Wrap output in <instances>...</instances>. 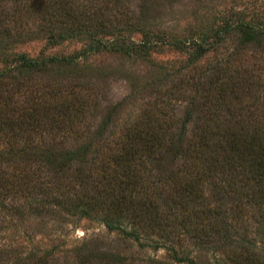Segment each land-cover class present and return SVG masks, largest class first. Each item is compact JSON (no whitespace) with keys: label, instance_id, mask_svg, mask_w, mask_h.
I'll return each instance as SVG.
<instances>
[{"label":"trees","instance_id":"1","mask_svg":"<svg viewBox=\"0 0 264 264\" xmlns=\"http://www.w3.org/2000/svg\"><path fill=\"white\" fill-rule=\"evenodd\" d=\"M27 1L10 0L16 5L14 13L0 16V63L4 65L0 69V206L9 196L21 199L44 191L48 198L39 205L51 206L50 213L101 216L112 232L136 240L144 234L149 240L156 238L158 242L150 246L154 250L176 252L170 243L179 245L188 238L185 231L208 243L206 250L219 255L217 264H264V250L259 251L255 241L242 239L244 249L237 255L228 239L229 225L219 230L215 226L217 217L225 219L224 201L230 197L256 211L264 235V74L260 68L253 70L258 76L250 68L233 71L229 66L231 61L240 62V51L249 46L264 53V25L230 19L218 29L172 38L144 31L147 41L140 54L145 59L159 46L187 53L189 59L174 67L168 79H152L158 93L147 102L148 110L127 124L115 140L100 146L95 139L82 144L78 125L102 105V98L96 100L86 88L103 80V73L90 81L78 75L58 81L48 76L56 67L85 69L79 57L38 59L15 52L20 32L13 34L14 30L19 31L29 19L20 14L18 5ZM56 2L61 31L52 33V45L87 41L86 54L110 50L134 57L128 43L132 37L126 33L143 31L144 9L124 30L115 25L116 14H111L114 19L109 15L108 0L99 9L86 0ZM232 35H237L236 48L204 69L218 73L216 79L207 80L204 71H198L199 62L223 48ZM262 63L264 70V58ZM183 102L189 103L188 116L180 122L173 108ZM21 209L16 208L17 216L24 215ZM125 222L132 226L130 232ZM84 245L75 249L77 264H114L108 254ZM49 255L30 252L22 264H49ZM174 258L179 264H196L177 254ZM17 263L21 264V258ZM116 264L129 263L118 260ZM146 264L165 263L148 259Z\"/></svg>","mask_w":264,"mask_h":264},{"label":"rangeland","instance_id":"2","mask_svg":"<svg viewBox=\"0 0 264 264\" xmlns=\"http://www.w3.org/2000/svg\"><path fill=\"white\" fill-rule=\"evenodd\" d=\"M49 1L48 5L40 4L39 0H29L26 5L24 3L18 5V8L21 9L20 14L29 19L19 31L18 29L14 30L13 34L20 32L15 52L18 51L38 59H51L54 56L58 59L71 56L79 57L80 63L85 66V69L56 67L55 71L52 70L48 76H54V80L58 81L73 79L76 75L81 80L90 81L95 79L96 74L103 73V80L100 78L86 88L93 93L96 100L102 98V105L96 110L97 114L92 112V116L86 117L82 126L78 125V134L81 133L82 144L95 139L99 140L96 144L102 146V144L105 145L115 140L123 133L127 124L138 119L148 110L147 102L151 98H155L158 93L154 82L163 77L168 79L167 74H171L174 67L179 68L189 59V54L179 52L169 46H159L152 50L151 54H148V58L145 59L141 55L142 53L140 54L141 51H144L142 48L147 41L143 35L144 31L172 38L190 36L200 29L206 31L218 29L230 19L233 23L252 20L250 22H254L255 25H264V0H108L107 10L111 12L109 15L116 14L118 19L115 18L117 21L115 25L124 30L129 28V23L136 21L138 16L140 17V12L144 9L145 17L141 20L143 25L141 30L143 31L133 33L128 30L126 33L132 37L128 43L134 49V57L127 58L124 54L110 50L86 54V46L89 44L87 41H68L59 45L50 43L52 33L60 32L61 26L58 24L60 19H56V14L60 12L57 0ZM86 1L93 2L98 9L104 5L102 3L104 0ZM15 8L16 5L10 0H3L0 3L1 18H6L9 13L11 17ZM30 10L31 13L33 11V15L30 14ZM54 26L55 30H52ZM232 36L234 39L226 41L223 48L210 52L199 62L198 71H204L202 76H207V80L216 79L218 73L215 74L213 70L204 69L208 68L210 64L215 65L218 58L226 57L236 48L237 39L235 38L237 35ZM1 38L0 36V40ZM149 40L151 41V39ZM114 41L117 42V40ZM155 41L157 43L156 39H154V43ZM259 49L254 45L240 51L239 58H237L240 59V62L235 60L229 63L231 70L250 68L253 71L260 68L259 72L264 74L262 63L264 53L258 51ZM223 63L225 65L226 61ZM3 67L4 65L0 63V69ZM253 72L255 73V71ZM41 76L39 74L35 77L36 82L40 80ZM152 79L155 81L153 82ZM28 84H32V80ZM145 85L151 87L145 88ZM99 89H101V97H99ZM103 91L104 94H102ZM188 104L176 103L173 108L180 122H183L188 116ZM104 122L107 124L106 126L103 125ZM73 130L75 131V127ZM103 150L105 149L102 148ZM2 167L10 168V164L2 163ZM37 190H41V188ZM61 193L62 190L57 191L56 195ZM33 194L21 199H13V196L12 198L9 196L6 200H1L4 205H1L3 208L0 206V257L4 256L3 253L6 251L9 255L6 254L3 260H0V264H18L17 260L20 258L22 264L23 259L29 258L30 252L39 251L50 252L49 264H77L75 249L84 244H88L93 252L108 254L114 264L118 260L119 262L125 260L129 264H146L148 259L162 261L165 264H179L178 260L176 261L174 258L176 254L178 257L192 259L196 264H217L218 262L219 255L216 256L215 253L206 250L209 247L208 243L200 242L201 240L185 231L183 234L188 238L180 241L179 245L170 243V247L176 248V252H170L163 248L154 250L150 246L158 242L156 238L149 240L143 233L144 236L141 235V239L136 240L135 237L125 236L117 231L112 232L107 228L103 218L94 214L84 218L65 211L50 213L48 208L51 206L39 205L42 199L48 198V195L44 194V191H37ZM226 199L224 201L227 204L224 208L226 210L225 219L220 221L222 217H217L216 229L219 230L220 226L224 228L229 225L226 227L229 229L228 239L232 240L234 244L232 248L237 255L244 249L242 239L249 243L251 240L253 243L255 241L259 251L264 250V235H262V226L258 224L259 216L256 215V211H252L249 204L248 206L242 205L230 197ZM238 206L240 211L237 210ZM16 208H22L20 210L24 213L22 217L17 216ZM47 214L50 217L46 216ZM124 225L130 232L132 226L129 222H125ZM228 239H223L227 245ZM256 251L258 252L257 249ZM8 256L10 262L7 259ZM181 264H186V262Z\"/></svg>","mask_w":264,"mask_h":264}]
</instances>
